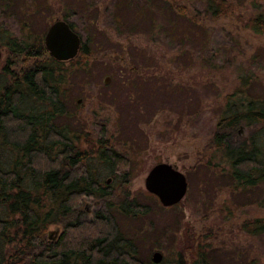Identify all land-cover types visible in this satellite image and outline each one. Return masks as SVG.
Segmentation results:
<instances>
[{"label":"rangeland","instance_id":"374dc122","mask_svg":"<svg viewBox=\"0 0 264 264\" xmlns=\"http://www.w3.org/2000/svg\"><path fill=\"white\" fill-rule=\"evenodd\" d=\"M230 1L228 15L212 21L204 16L203 0H154L164 8L151 13L159 26L151 29L147 11L137 13L143 1L124 5L126 0H0V26L17 38L24 39L26 26L33 39H43L52 23L67 16L81 43L87 41L92 72L73 78L67 101L70 117L65 121L83 132V149L103 135L126 159L131 178L122 188L147 213L120 221L125 232L133 228L146 237L142 258L159 251L169 261L184 250L188 259L191 244L206 242L236 246L248 261L264 264V237L247 236L240 229L245 221L264 217L263 190H235L219 174L204 173L201 163L225 98L239 86L240 74L256 75L250 93L264 97V34L245 27L264 0ZM117 2L122 3L116 11ZM116 20H123L125 28L119 29ZM4 41L0 35V45ZM0 50L1 69L7 49ZM110 70H121V76ZM129 70L132 86L121 83ZM241 134L247 131L242 128ZM160 163L173 166L188 184L184 199L169 208L144 184L148 172ZM113 189L116 194L121 191ZM84 205L90 214L96 208L90 201Z\"/></svg>","mask_w":264,"mask_h":264},{"label":"trees","instance_id":"16d2710c","mask_svg":"<svg viewBox=\"0 0 264 264\" xmlns=\"http://www.w3.org/2000/svg\"><path fill=\"white\" fill-rule=\"evenodd\" d=\"M128 1H143L137 11H147L151 29L159 27L151 13L163 6L154 0H126L124 5L131 4ZM203 1L204 16L212 21L225 18L233 7L230 0ZM121 3H115L116 11ZM64 21L75 31L67 16ZM116 22L119 29L125 28L123 20ZM25 27L20 39L0 26L5 39L0 46L7 49V61L0 69V264H259L258 259L248 261L236 246L206 242L191 244L188 259L184 250L169 261L162 256L159 263L152 256H140L146 237L133 228L125 232L120 221L147 213L122 188L131 178L126 159L103 135L83 149V132L65 121L70 117L67 101L73 78L92 72L87 41H82L74 59L56 61L43 39H33ZM245 27L255 35L264 34V7L248 18ZM20 62L25 64L19 68ZM130 71L122 75L127 77L122 84L132 86ZM257 79L253 73L240 74L239 86L226 96L201 161L204 173L219 174L243 192H264V97L250 93ZM183 86L170 87L184 90ZM110 179L121 189L119 194L109 185ZM89 201L96 206L91 214L84 208ZM52 227L55 232L49 238ZM240 229L247 236L264 237V217L245 221Z\"/></svg>","mask_w":264,"mask_h":264},{"label":"water","instance_id":"95a60500","mask_svg":"<svg viewBox=\"0 0 264 264\" xmlns=\"http://www.w3.org/2000/svg\"><path fill=\"white\" fill-rule=\"evenodd\" d=\"M43 44L50 57L56 61H70L74 59L80 49L81 39L70 25L64 20H56L46 31ZM2 53L0 50V62ZM106 79L105 82H107ZM146 190L154 195L160 204L169 208L180 203L186 193L188 184L185 176L173 166L160 163L155 165L147 174L145 181ZM54 232L49 233V238ZM162 254L156 251L152 254V261L159 263Z\"/></svg>","mask_w":264,"mask_h":264},{"label":"flooded vegetation","instance_id":"af4514ba","mask_svg":"<svg viewBox=\"0 0 264 264\" xmlns=\"http://www.w3.org/2000/svg\"><path fill=\"white\" fill-rule=\"evenodd\" d=\"M89 212V211H88Z\"/></svg>","mask_w":264,"mask_h":264}]
</instances>
